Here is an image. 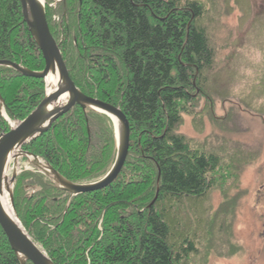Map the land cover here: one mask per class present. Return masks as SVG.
<instances>
[{"label":"trees","instance_id":"obj_1","mask_svg":"<svg viewBox=\"0 0 264 264\" xmlns=\"http://www.w3.org/2000/svg\"><path fill=\"white\" fill-rule=\"evenodd\" d=\"M208 14L183 0H66L45 10L74 85L119 108L130 128L124 166L102 190L69 200L35 171L16 177L17 218L54 264H189L210 239L223 244L232 204L211 219L202 202L219 180H235L239 157L177 132L183 115L213 102L217 51ZM0 60L44 69L19 0H0ZM24 81L33 84L27 93ZM0 95L7 117L22 121L42 100L44 84L0 67ZM0 128L9 130L2 119ZM22 150L72 183H92L115 161L114 127L105 115L75 106ZM25 186L38 189L28 196ZM0 264H19L1 228Z\"/></svg>","mask_w":264,"mask_h":264},{"label":"rangeland","instance_id":"obj_2","mask_svg":"<svg viewBox=\"0 0 264 264\" xmlns=\"http://www.w3.org/2000/svg\"><path fill=\"white\" fill-rule=\"evenodd\" d=\"M56 1L45 0V10L61 3ZM183 1L198 2L209 13L206 29L217 58L210 76L212 104L202 101L192 115H183L177 132L192 143L215 151L227 148L231 157H239L235 180H219L202 202L211 219L219 211L223 217L225 206L232 204L223 244L212 246L210 239L189 264H264V0ZM23 85L25 93L33 87L29 81ZM33 171L39 173L18 160L17 176ZM11 172L12 165L8 177ZM37 189L25 186L24 191L30 196ZM184 205L189 209L191 202ZM222 228L217 220V230Z\"/></svg>","mask_w":264,"mask_h":264},{"label":"water","instance_id":"obj_3","mask_svg":"<svg viewBox=\"0 0 264 264\" xmlns=\"http://www.w3.org/2000/svg\"><path fill=\"white\" fill-rule=\"evenodd\" d=\"M19 2L23 21L32 40L42 54L44 69L31 71L19 64L5 60H0V67L12 69L26 78L42 80L44 85L45 79L49 75L57 74L59 82L53 89L47 90L45 87L44 96L39 104L27 117L18 122H12L5 118L6 114L3 115L4 102L0 95V117L10 127L7 132L0 128V228L19 264H27V262L31 264H54L45 252L31 240L15 213L12 186L17 176L18 160L20 158L25 159L27 164L48 178L56 188L67 193L70 200L78 195L102 190L115 181L127 158L130 128L125 115L119 108L84 95L74 85L58 45L49 31L45 15V2L39 0H19ZM56 2L65 3V0H57ZM64 96L66 99L60 104V100ZM75 106L80 107L83 111L89 110L105 115L114 127L115 161L103 178L92 183H72L39 157L22 150L26 143L47 132L57 119ZM11 165L12 172L11 176L8 177V170ZM5 195L9 200L10 213L3 207L2 200Z\"/></svg>","mask_w":264,"mask_h":264},{"label":"bare ground","instance_id":"obj_4","mask_svg":"<svg viewBox=\"0 0 264 264\" xmlns=\"http://www.w3.org/2000/svg\"><path fill=\"white\" fill-rule=\"evenodd\" d=\"M41 2H45V0H39ZM58 76L57 74L56 75H49L46 79H45V85L44 87H46L47 90H50V89H53L55 88V86L58 84ZM66 99V96H64L61 100H60V104H62ZM3 115H5V113L3 112ZM5 118H7V116L5 115ZM31 160V159H30ZM2 203H3V207L5 208V210H7L9 213L11 212L10 211V208H9V205H8V198L7 196L5 195V197L3 198L2 200Z\"/></svg>","mask_w":264,"mask_h":264},{"label":"flooded vegetation","instance_id":"obj_5","mask_svg":"<svg viewBox=\"0 0 264 264\" xmlns=\"http://www.w3.org/2000/svg\"><path fill=\"white\" fill-rule=\"evenodd\" d=\"M66 1V0H65ZM64 4V3H63Z\"/></svg>","mask_w":264,"mask_h":264}]
</instances>
